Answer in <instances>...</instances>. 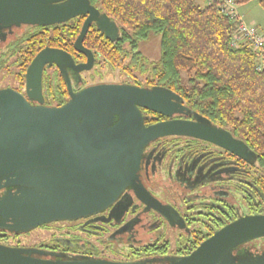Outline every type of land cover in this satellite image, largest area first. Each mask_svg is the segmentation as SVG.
<instances>
[{"label":"water","instance_id":"obj_1","mask_svg":"<svg viewBox=\"0 0 264 264\" xmlns=\"http://www.w3.org/2000/svg\"><path fill=\"white\" fill-rule=\"evenodd\" d=\"M53 1L0 0V27L47 25L86 14L74 47L87 57L76 68H90L92 52L82 48V38L92 22L105 36L114 38L118 33L115 22L89 0ZM52 63L59 68L75 66L61 50H40L26 68L27 94H32L31 87L40 88L42 68ZM140 108L166 116L189 110L175 92L160 86L98 83L76 93L70 90V99L58 106L32 105L21 93L0 88V189H4L0 228L26 232L102 211L125 187H139L137 170L143 149L160 136H193L239 157L249 155L242 140L203 116L197 114L196 121L170 119L145 125ZM259 237H264V213L243 215L172 264H224L234 248ZM41 253L38 248L0 244V264H112L53 260L37 256Z\"/></svg>","mask_w":264,"mask_h":264},{"label":"flooded vegetation","instance_id":"obj_2","mask_svg":"<svg viewBox=\"0 0 264 264\" xmlns=\"http://www.w3.org/2000/svg\"><path fill=\"white\" fill-rule=\"evenodd\" d=\"M63 2L65 0L53 1L54 4ZM85 17L86 14H77L47 25H2L0 55L11 63L0 68V88L21 93L32 105L58 106L70 99V90L76 93L98 83L138 85L123 76L106 75V65L111 72L116 67L92 48L100 43L94 37L105 36L101 32L88 33L87 30L81 44L83 49L92 52V64L88 69L76 68L87 60L85 53L74 47ZM92 24L94 22L90 26ZM117 34L114 38L105 37L116 42ZM44 48L69 54L75 66L59 68L55 63L45 64L40 88L34 90L31 87L32 94L29 95L26 92V68L33 56ZM29 55L33 56L23 62ZM15 56L19 57L17 68L12 64ZM140 110L145 125L170 119H198L197 113L190 109L171 116L146 108ZM249 151V155L242 158L193 136L157 137L143 149L137 170L138 188L125 187L109 206L95 214L40 225L52 230V235L34 246L19 239L25 232L0 228V244L38 248L42 253L37 256L53 260L172 264L230 221L243 215L262 213L258 211L263 203L262 179L259 170L253 167L255 154L251 149ZM3 191L1 188L0 194ZM245 262L264 264V237L248 240L234 248L224 264Z\"/></svg>","mask_w":264,"mask_h":264},{"label":"trees","instance_id":"obj_3","mask_svg":"<svg viewBox=\"0 0 264 264\" xmlns=\"http://www.w3.org/2000/svg\"><path fill=\"white\" fill-rule=\"evenodd\" d=\"M89 2L118 28L116 42L103 35L94 37L96 42L100 40L92 46L98 55L132 83L175 92L191 111L228 130L251 149L255 154L253 167L262 179L263 203L258 211L264 213V67L257 69L264 54L253 51L248 42L237 47L229 45L234 22L220 12L216 3L200 6L196 0ZM258 2L264 7V0ZM91 32L101 31L92 24L88 29ZM153 34L159 35L160 53L158 59L150 62L143 57L139 44ZM7 62L0 55V68ZM12 64L17 68L19 57L13 58ZM134 69L145 74L143 83Z\"/></svg>","mask_w":264,"mask_h":264},{"label":"rangeland","instance_id":"obj_4","mask_svg":"<svg viewBox=\"0 0 264 264\" xmlns=\"http://www.w3.org/2000/svg\"><path fill=\"white\" fill-rule=\"evenodd\" d=\"M196 2L200 6H204L206 2L204 0H196ZM236 10L239 15H241L242 19L251 25H253L258 31L263 35L264 37V7L260 5L258 0H245L238 2L236 0ZM139 50L142 53L143 57L146 58L147 61L152 62L153 60L158 59L160 48H159V35H151L147 40L141 41L139 44ZM262 54H264V48L262 51ZM264 57V55L261 56V58ZM107 76H112L116 78H121L122 73L121 71L116 67V69L109 70V67L106 65L105 71ZM135 76L138 78L140 82L145 81V74L142 75L138 70H133ZM50 229L44 228V227H36L28 232H25L24 234L19 236V239L22 241V243H27L30 245L40 243L45 241L46 239L50 238L51 234Z\"/></svg>","mask_w":264,"mask_h":264},{"label":"built area","instance_id":"obj_5","mask_svg":"<svg viewBox=\"0 0 264 264\" xmlns=\"http://www.w3.org/2000/svg\"><path fill=\"white\" fill-rule=\"evenodd\" d=\"M207 4L216 3L220 12L228 16L234 22L229 45L237 47L242 42H248L253 51L262 52L264 48V37L253 25L246 23L236 10V0H206ZM264 67V57L257 63V69Z\"/></svg>","mask_w":264,"mask_h":264}]
</instances>
